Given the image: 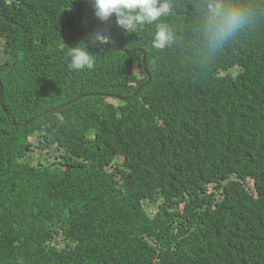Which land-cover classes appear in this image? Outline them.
Masks as SVG:
<instances>
[{
	"label": "trees",
	"instance_id": "obj_1",
	"mask_svg": "<svg viewBox=\"0 0 264 264\" xmlns=\"http://www.w3.org/2000/svg\"><path fill=\"white\" fill-rule=\"evenodd\" d=\"M182 4L166 22L184 35ZM154 31L89 0H0L11 118L88 93L24 126L0 106V264H264V19L203 66ZM96 34L95 68L69 69Z\"/></svg>",
	"mask_w": 264,
	"mask_h": 264
},
{
	"label": "clouds",
	"instance_id": "obj_2",
	"mask_svg": "<svg viewBox=\"0 0 264 264\" xmlns=\"http://www.w3.org/2000/svg\"><path fill=\"white\" fill-rule=\"evenodd\" d=\"M185 2L186 0H183L182 9L185 7ZM89 3L94 16L99 21L107 22L114 16L117 26L125 34L135 33L136 36H140L144 26L154 25L155 31L151 39V47L156 50H165L184 44L192 50V55L201 66L214 62L222 54L226 45L235 41L258 20L264 19V0H187V3H190L195 11L191 15L193 23L188 26L186 33L182 35L181 31L179 32L176 27L166 22V18L172 16L177 9V0H89ZM98 36L104 35L96 34L90 37L87 42L83 41V45L79 42L69 47L67 51L69 69L73 71H91L95 68V54L89 51V45L97 47L98 44H102ZM0 38H3L6 42L5 37ZM122 49V51H127L124 48ZM132 49H134L133 51H143L145 57L144 50L140 48ZM142 65L145 71L148 72L146 64ZM147 74L148 80H150V74ZM107 96L117 97L114 94H107ZM72 101L66 103H72Z\"/></svg>",
	"mask_w": 264,
	"mask_h": 264
},
{
	"label": "water",
	"instance_id": "obj_3",
	"mask_svg": "<svg viewBox=\"0 0 264 264\" xmlns=\"http://www.w3.org/2000/svg\"><path fill=\"white\" fill-rule=\"evenodd\" d=\"M118 49H119V50H123L121 47L118 48ZM133 50H134V49H132L131 51H133ZM142 61H143V64H144V53H143ZM144 66H145V65H144ZM148 81H149V80H148ZM2 89H3V87H2V84H1V82H0V104H1V107H2V109H3V111H4L5 115H6L7 119H8L9 122H10L11 124H13V125H18V126L27 125V124L31 123L32 121L36 120L38 117H41V116L45 115L46 113L51 112L52 110H55V109H59V108L65 107V106H67V105L69 104V103H64V104L58 105V106H56V107H54V108H51V109H49V110H46V111L40 113L39 115L33 117L32 119H30V120H28V121L21 122V123H15V122L11 119V117H10L8 111L5 109L4 104H3V102H2ZM101 94H103V93H101ZM134 94H135V92H133V93L131 94V96H133ZM87 95H88V94H84L83 96L85 97V96H87ZM104 95H107V94H104ZM83 96H80V97L74 99L72 102L76 101L77 99H79V98H81V97H83ZM131 96H128V97H122L121 99H127V98H129V97H131Z\"/></svg>",
	"mask_w": 264,
	"mask_h": 264
},
{
	"label": "rangeland",
	"instance_id": "obj_4",
	"mask_svg": "<svg viewBox=\"0 0 264 264\" xmlns=\"http://www.w3.org/2000/svg\"><path fill=\"white\" fill-rule=\"evenodd\" d=\"M5 42V40L3 39V38H0V61H3L7 56L5 55V53L3 52V43ZM232 73L235 75V73H236V70H233L232 71ZM45 151H43V153H44ZM62 151H60V150H56L55 149V147H53V151L50 149V151H49V155L47 156V158L49 159V162H52L54 159H55V155L56 154H60ZM36 154V156H37V154H38V156H40V152H36L35 153ZM36 161H37V159L35 158V159H33V163L35 164L36 163ZM42 162H45V161H42ZM249 184L251 185V181H249ZM251 188H253V187H251ZM251 190V189H250ZM160 203L159 202H157L156 204H154V205H152L150 208H149V211H156L157 210V208H158V205H159Z\"/></svg>",
	"mask_w": 264,
	"mask_h": 264
}]
</instances>
